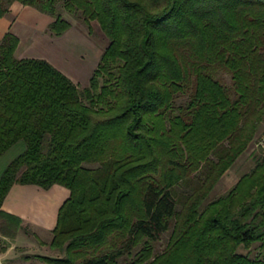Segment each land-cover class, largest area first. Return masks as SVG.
Listing matches in <instances>:
<instances>
[{
	"label": "trees",
	"instance_id": "1",
	"mask_svg": "<svg viewBox=\"0 0 264 264\" xmlns=\"http://www.w3.org/2000/svg\"><path fill=\"white\" fill-rule=\"evenodd\" d=\"M13 1L50 15L52 35L62 12L95 20L108 43L80 88L1 37L0 158L16 151L0 233L26 228L1 208L13 184H59L47 264H264V150L208 198L264 120V0H0V16Z\"/></svg>",
	"mask_w": 264,
	"mask_h": 264
},
{
	"label": "rangeland",
	"instance_id": "2",
	"mask_svg": "<svg viewBox=\"0 0 264 264\" xmlns=\"http://www.w3.org/2000/svg\"><path fill=\"white\" fill-rule=\"evenodd\" d=\"M62 15L68 19L72 26L78 31L76 39L59 38L60 40L57 45L50 47L41 44L35 46L34 51L39 55H53V58H55L60 68L63 69L62 72L81 88L88 84L92 70L96 66L103 48L107 45L108 39L102 33L95 20L89 22L88 28V25L82 20L80 14L62 12ZM48 17H50V15H48ZM215 77L230 89L231 80L228 73L218 71ZM186 99V94L179 95L176 98V103H184ZM262 132H264V120L258 124L255 139L259 137ZM254 141L255 140L250 141L246 149L239 155L234 163L225 170L210 192L209 199L227 191L242 173L250 169L254 163L256 153L259 150L258 147L254 146ZM15 149L7 152L0 158V170L14 154L16 151ZM22 223L26 225V228L17 229L13 235H4L0 233V264H47L37 256L46 255L57 257L62 254L49 245L52 236L51 229L42 226L40 221L34 217L24 219ZM168 236L169 231H165L152 243L153 253H158L163 250L167 243ZM250 249L252 252L256 251L255 244H253ZM239 250L242 253L247 252V250L242 247H240ZM125 260L128 262L131 258L126 257ZM119 264H125L124 260H120Z\"/></svg>",
	"mask_w": 264,
	"mask_h": 264
},
{
	"label": "crops",
	"instance_id": "3",
	"mask_svg": "<svg viewBox=\"0 0 264 264\" xmlns=\"http://www.w3.org/2000/svg\"><path fill=\"white\" fill-rule=\"evenodd\" d=\"M51 20L46 13L19 1H13L0 16V39L6 31L14 33L18 38L14 51L17 58H41L62 72L63 69L60 68L53 55H39L34 48L41 44L52 47L57 45L62 38L76 39L78 31L71 24L60 35H52L47 30ZM68 192L66 187L59 184L43 189L33 184L15 183L5 195L1 208L16 214L22 220L34 217L40 221L42 226L51 229L56 221L57 209L67 197Z\"/></svg>",
	"mask_w": 264,
	"mask_h": 264
},
{
	"label": "built area",
	"instance_id": "4",
	"mask_svg": "<svg viewBox=\"0 0 264 264\" xmlns=\"http://www.w3.org/2000/svg\"><path fill=\"white\" fill-rule=\"evenodd\" d=\"M254 146L264 150V132H262L260 136L255 139Z\"/></svg>",
	"mask_w": 264,
	"mask_h": 264
}]
</instances>
